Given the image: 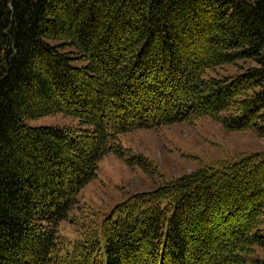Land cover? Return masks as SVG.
<instances>
[{
	"label": "trees",
	"instance_id": "obj_1",
	"mask_svg": "<svg viewBox=\"0 0 264 264\" xmlns=\"http://www.w3.org/2000/svg\"><path fill=\"white\" fill-rule=\"evenodd\" d=\"M58 115L78 124L26 123ZM202 118L264 139V0H0V264L258 261L264 155L202 166L102 219L81 206L108 154L148 172L123 135Z\"/></svg>",
	"mask_w": 264,
	"mask_h": 264
},
{
	"label": "rangeland",
	"instance_id": "obj_2",
	"mask_svg": "<svg viewBox=\"0 0 264 264\" xmlns=\"http://www.w3.org/2000/svg\"><path fill=\"white\" fill-rule=\"evenodd\" d=\"M31 126H76L78 120L58 115L26 120ZM126 156H141L148 162V172L130 166L127 157L108 154L100 164L97 179L80 195L81 206L101 218L116 204L131 195L154 190L189 174L202 166L252 155H264V139L252 131L232 132L212 118L176 123L153 129H141L121 137ZM130 155V156H129ZM102 219V218H101ZM60 234L76 240L77 230L68 222L60 225ZM249 264H264V250L255 248Z\"/></svg>",
	"mask_w": 264,
	"mask_h": 264
}]
</instances>
